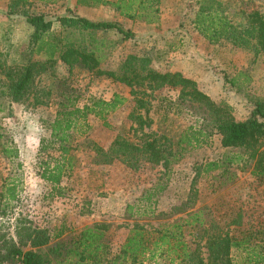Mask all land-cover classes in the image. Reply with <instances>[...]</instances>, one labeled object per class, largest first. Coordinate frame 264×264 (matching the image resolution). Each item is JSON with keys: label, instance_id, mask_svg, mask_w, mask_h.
Segmentation results:
<instances>
[{"label": "trees", "instance_id": "trees-1", "mask_svg": "<svg viewBox=\"0 0 264 264\" xmlns=\"http://www.w3.org/2000/svg\"><path fill=\"white\" fill-rule=\"evenodd\" d=\"M20 2L24 4L26 0H11L5 13L24 16L31 28L19 45H8L13 50H21L25 62L9 64L6 54L0 50V97L13 102L31 98L33 105L47 103L54 97L52 102L55 101L56 108L48 124L49 136L40 140L39 149L57 151L54 157L48 156L39 163L40 177L50 184L51 194H63L62 179L76 166L77 150H91L92 160L98 164L118 160L127 168L137 170L139 164L146 161L168 170L172 163L180 160L187 146L200 145L209 135L200 126L197 131L190 135L186 133L175 141L173 150L166 138L143 132L142 126L146 122L141 114H137L134 119L142 130L138 141L118 135L109 147L99 146L86 135L88 115L105 119L107 113L123 104L125 98L115 93L109 100L92 97L89 103L80 105L82 95L78 88L67 77L52 74L57 62L66 65L69 73L79 67L127 85L137 108H144L147 103L138 94L151 95L165 86L177 88V106L199 114L203 126L212 128L226 149L216 160L203 164V172L220 169L226 173L235 166L250 168L251 174L264 180L262 96L248 93L250 115L236 119L227 104L211 99L198 87L195 79L179 70L159 71L151 66L148 56L129 54L117 69L102 70L100 64L108 44L103 36H96V32L115 31L123 38L133 37L134 32L119 21L89 19L74 14L69 8H66L67 14L55 17L30 14L24 7L16 8ZM77 4L110 6L119 15L146 24L160 21V0H77ZM226 13L220 0H199L194 26L209 43L226 40L233 46L252 50L254 54H264V14L256 9L243 10L241 21L235 23ZM56 24L61 26L60 32L54 29ZM34 54L40 57L34 58ZM44 73L53 76L49 86L39 83ZM236 81L233 79L231 83L236 85ZM2 136L0 132L2 156L9 160L17 158L18 148L3 142ZM81 136V142L76 141ZM0 179L5 180L0 184V210L4 214L10 201L16 198L14 180L17 179L1 173ZM160 192L161 187L155 185L145 189L135 202L126 204L124 217L133 221L122 242L116 246L111 241L110 222H94L77 230L62 224L53 226L52 232L48 233L46 229L20 220L19 241L29 242L38 249L22 250L0 233V263L6 264L5 261L11 262L18 257L21 264H235L232 252L236 250L242 258L241 264H264V231L259 232L252 225L241 228L240 210L229 209L228 214H215L207 206L195 207L192 194L166 211L158 210L156 197ZM44 245V250L40 249Z\"/></svg>", "mask_w": 264, "mask_h": 264}, {"label": "rangeland", "instance_id": "rangeland-1", "mask_svg": "<svg viewBox=\"0 0 264 264\" xmlns=\"http://www.w3.org/2000/svg\"><path fill=\"white\" fill-rule=\"evenodd\" d=\"M10 1L0 0V50L6 54L5 59L9 64L24 63L21 50H13L8 45H19L31 28L24 16L5 13ZM198 1L160 0L162 19L156 24L126 18L110 6L77 7L72 0H26L16 8L24 7L30 14L43 13L47 17L67 14L66 8H69L74 14L93 20H119L134 32V36L123 38L115 31L96 32L95 35L103 36L108 44L100 64L102 70L117 69L129 54L148 56L151 66L159 71L183 69L187 76L197 80L198 87L211 99L227 104L236 119H245L251 112L246 98L248 93L264 98V54H254L252 50L233 46L226 40L209 43L193 23ZM220 1L226 7L228 17L235 23L241 21L240 12L243 10L256 9L264 14V0ZM54 26L60 32L61 26ZM33 57L40 56L34 54ZM52 72L67 77L78 88L82 95L80 105L89 103L92 97L109 100L115 93L125 98L123 104L107 113L105 119L88 115L89 129L86 135L99 146L109 147L118 135L133 142L138 141L142 130H139L134 119L137 114H141L146 122L142 126L143 132L166 138L173 150L176 148L175 141L186 133L190 135L197 131L200 126L209 135L204 143L187 146L180 160L172 163L168 170L160 164L146 161L141 162L137 170L127 168L118 160L98 164L93 162L91 150H77V164L71 174L62 179L65 186L63 194L56 195L50 193V184L40 177L39 168L41 161L57 154L52 148L39 151L40 140L49 136L48 124L56 108L55 101L52 102L54 97L40 105H33L31 98L13 102L0 97L2 140L16 146L19 151V156L10 160L0 153L1 175L17 179L14 180L16 198L10 201L4 214L0 210V233L5 234L9 242L22 250L38 249L29 242L19 241L20 220L46 229L48 233L52 232L53 226L62 224L77 230L94 222L105 221L111 224V241L116 246L122 242L133 221L124 217L126 204L135 202L145 189L155 185L161 187L156 197L158 210L166 211L192 194L195 207L207 206L215 214H228L229 209L240 210L241 228L252 225L263 233L264 180L251 174L250 168L235 166H231L226 173L220 169L203 172V164L216 160L226 149L220 144V136L212 128L203 126L199 114L177 106V88L165 86L151 95L138 94L147 103L146 107L137 108L130 88L105 74L97 75L79 67H74L69 73L67 66L61 62L54 65ZM52 74L44 73L39 83L51 85ZM233 79H237L236 85L231 83ZM82 138L78 137L76 141L81 142ZM261 149L264 150V143ZM4 181L0 179V184ZM45 246L40 249L44 250ZM232 255L235 264L242 263L236 250ZM5 263L21 264L18 257Z\"/></svg>", "mask_w": 264, "mask_h": 264}, {"label": "crops", "instance_id": "crops-1", "mask_svg": "<svg viewBox=\"0 0 264 264\" xmlns=\"http://www.w3.org/2000/svg\"><path fill=\"white\" fill-rule=\"evenodd\" d=\"M73 1V3H74V5L75 6H77V7H84V8H86L87 6H82V5H78L77 4V0H72ZM104 6V5H103ZM68 7H71V4H68ZM91 7H94V6H91ZM91 7H89V8H91ZM160 19H162V18H160ZM117 21H119V20H117ZM120 22V21H119ZM176 70H179V71H181V72H185L183 69L181 70V69H176ZM190 77V76H189ZM192 77V76H191ZM193 79H195L194 77H192ZM196 80V79H195ZM197 81V80H196Z\"/></svg>", "mask_w": 264, "mask_h": 264}, {"label": "built area", "instance_id": "built-area-1", "mask_svg": "<svg viewBox=\"0 0 264 264\" xmlns=\"http://www.w3.org/2000/svg\"><path fill=\"white\" fill-rule=\"evenodd\" d=\"M0 264H2V263H0Z\"/></svg>", "mask_w": 264, "mask_h": 264}]
</instances>
